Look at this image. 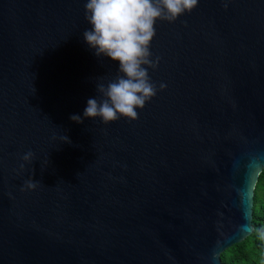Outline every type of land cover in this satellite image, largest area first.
I'll list each match as a JSON object with an SVG mask.
<instances>
[{
  "label": "water",
  "instance_id": "95a60500",
  "mask_svg": "<svg viewBox=\"0 0 264 264\" xmlns=\"http://www.w3.org/2000/svg\"><path fill=\"white\" fill-rule=\"evenodd\" d=\"M85 2L0 0V264H225L264 172V0L159 21L157 94L110 124L70 119L118 74Z\"/></svg>",
  "mask_w": 264,
  "mask_h": 264
},
{
  "label": "clouds",
  "instance_id": "9594fccd",
  "mask_svg": "<svg viewBox=\"0 0 264 264\" xmlns=\"http://www.w3.org/2000/svg\"><path fill=\"white\" fill-rule=\"evenodd\" d=\"M198 4L199 0H86L84 18L89 27L83 32L84 42L97 57L117 63L118 74L106 84L99 83L98 95L87 100L82 115L73 114L70 119L78 124L85 119H99L104 124L120 118L138 119L137 110L157 94L148 71L159 63L151 52L157 23H174ZM165 87L160 85L161 90ZM21 159L19 170L23 171L33 162L34 153L28 151ZM38 183L30 178L22 190H35Z\"/></svg>",
  "mask_w": 264,
  "mask_h": 264
},
{
  "label": "trees",
  "instance_id": "16d2710c",
  "mask_svg": "<svg viewBox=\"0 0 264 264\" xmlns=\"http://www.w3.org/2000/svg\"><path fill=\"white\" fill-rule=\"evenodd\" d=\"M254 231L243 242L222 253L225 264H264V172L255 190Z\"/></svg>",
  "mask_w": 264,
  "mask_h": 264
}]
</instances>
